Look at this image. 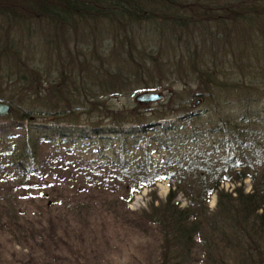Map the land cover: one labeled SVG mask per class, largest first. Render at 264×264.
Masks as SVG:
<instances>
[{
	"label": "trees",
	"instance_id": "obj_1",
	"mask_svg": "<svg viewBox=\"0 0 264 264\" xmlns=\"http://www.w3.org/2000/svg\"><path fill=\"white\" fill-rule=\"evenodd\" d=\"M179 84H193L199 114L174 103ZM131 86L167 100L148 116L151 104L108 106ZM0 101L10 105L0 119L24 127L0 133V177L13 184L0 188V231L17 244L35 237L15 191L27 187L40 147L68 132L117 183L100 203L105 212L155 229L157 264H188L194 254L199 264H264V0H0ZM160 180L163 201L125 208Z\"/></svg>",
	"mask_w": 264,
	"mask_h": 264
},
{
	"label": "rangeland",
	"instance_id": "obj_2",
	"mask_svg": "<svg viewBox=\"0 0 264 264\" xmlns=\"http://www.w3.org/2000/svg\"><path fill=\"white\" fill-rule=\"evenodd\" d=\"M157 42L162 44L164 52L171 50L169 47L172 44L167 45L163 38H158ZM132 88L133 86L129 87L124 96L110 100L108 106L114 110L134 109L136 104L133 97L142 91L135 88V91L131 92ZM194 90L193 84L176 85L172 90L176 94L174 103L184 104L190 113L199 114L203 107H192ZM159 93L163 94L161 103H165L167 92ZM148 107L147 116L157 107V103ZM140 112L144 113V110ZM174 118L178 119L179 116ZM174 118L162 120L159 125L170 123ZM51 126L70 130L62 124ZM2 130L15 131L14 133L22 131L9 125L8 121L0 119V133ZM74 130L77 134H89V129L82 126H77ZM99 130L101 134H107L105 127ZM124 130H128V127H124ZM62 134L67 136L57 139L59 143L43 144L40 147L38 165L32 172L27 187L19 186L15 191L35 239L32 242L17 244L15 238L0 231V264H157L159 239L155 229L139 221L135 222L136 226L133 227L115 222L105 212L100 206L101 201L110 199L111 191L117 189V183L111 179L113 176L106 178L111 172L110 168L102 164L94 149L91 150L89 146H72L69 144V133ZM76 143L87 145L89 140L83 138L79 142L77 138ZM152 157L158 158L156 154H152ZM87 178L92 185L88 183ZM102 179L109 181L108 190L98 185ZM12 186L9 178L0 177V188L8 189ZM220 188L230 192L234 185L224 183ZM243 188L245 192L249 191L248 180L243 182ZM167 193V182L160 180L153 188L134 194L131 201L124 206L129 212L138 213L147 209L153 197L156 199L154 203H157L163 201ZM175 202L179 207L185 205L181 195H177ZM75 203L84 205L78 214L75 209L69 208ZM87 204L88 209L85 208ZM214 204L215 196L211 195L207 201L208 208L212 210ZM199 261L200 256L194 254L188 264H199Z\"/></svg>",
	"mask_w": 264,
	"mask_h": 264
},
{
	"label": "water",
	"instance_id": "obj_3",
	"mask_svg": "<svg viewBox=\"0 0 264 264\" xmlns=\"http://www.w3.org/2000/svg\"><path fill=\"white\" fill-rule=\"evenodd\" d=\"M162 100H163V94L153 91H142L135 94L133 97L134 103L143 104V105L155 104L161 102ZM194 104L197 105L198 101H196ZM9 109H10L9 104L0 101V118L6 116L9 112Z\"/></svg>",
	"mask_w": 264,
	"mask_h": 264
}]
</instances>
